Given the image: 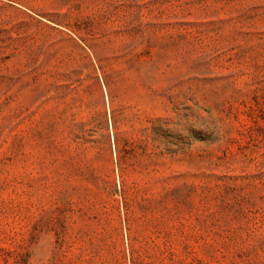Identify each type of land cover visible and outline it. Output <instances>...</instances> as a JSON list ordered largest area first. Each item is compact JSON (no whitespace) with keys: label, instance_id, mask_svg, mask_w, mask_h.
<instances>
[{"label":"rangeland","instance_id":"obj_1","mask_svg":"<svg viewBox=\"0 0 264 264\" xmlns=\"http://www.w3.org/2000/svg\"><path fill=\"white\" fill-rule=\"evenodd\" d=\"M0 264H264V0H0Z\"/></svg>","mask_w":264,"mask_h":264}]
</instances>
